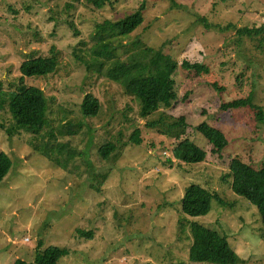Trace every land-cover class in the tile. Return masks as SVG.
Returning <instances> with one entry per match:
<instances>
[{
    "label": "rangeland",
    "instance_id": "obj_1",
    "mask_svg": "<svg viewBox=\"0 0 264 264\" xmlns=\"http://www.w3.org/2000/svg\"><path fill=\"white\" fill-rule=\"evenodd\" d=\"M95 1L0 0L4 91L15 88L30 56L46 57L53 49L58 57L54 73L24 79L47 98L42 135L10 137L0 130V154L12 163L0 183V264L32 262L39 245L68 251L57 264H205L188 260L189 222L227 237L240 264H264V230L256 209L222 181L233 159L253 170L264 167V123L249 109L221 111L225 103L250 97L264 112V32L239 35L244 27H264V0H103L102 6ZM140 5L141 25L115 42L121 59L140 40L179 64L209 69L196 74L180 68L178 102L146 119L124 87L104 74L106 67L88 71L76 57L82 42L92 45L97 25L116 22ZM89 93L101 106L94 119L82 113ZM159 116L160 125L148 128ZM179 118L187 124L184 138L207 153L206 162L187 166L175 159L176 141L167 128ZM0 123L13 126L7 108ZM201 124L224 134L228 146L222 157L196 132ZM136 129L138 146L129 141ZM109 142L117 150L104 161L99 150ZM48 148L59 166L42 154ZM100 174L108 175L102 185ZM190 184L216 191L227 206L214 200L208 216L186 217L181 202Z\"/></svg>",
    "mask_w": 264,
    "mask_h": 264
},
{
    "label": "trees",
    "instance_id": "obj_2",
    "mask_svg": "<svg viewBox=\"0 0 264 264\" xmlns=\"http://www.w3.org/2000/svg\"><path fill=\"white\" fill-rule=\"evenodd\" d=\"M95 3L97 6H102L103 0L95 1ZM143 10V5H140L134 13L116 22L105 21L97 25L96 32L91 37L92 45H89L87 41L82 42L83 46L76 51V57L79 62L87 67L88 71L97 68L98 72H102L106 67L107 70L104 74L124 87L125 92L138 103L139 117L146 119L163 109H172L174 104L178 102L179 96L175 78L180 68L196 74L208 73L209 69L198 63L190 64L183 61L182 64H179L170 55L146 47L140 40L133 42V52L126 59H121L117 55L115 42L117 39L129 36L141 25ZM261 32H264V27L239 29V35L249 38L258 36ZM85 51L91 59H88L87 55L84 54ZM57 66L58 57L54 54L53 49H51L50 55L46 57L30 56L20 66L21 76L18 77L15 88L4 91L0 86V120L2 111L7 108L13 121V126L10 129H6L0 123V130L5 131L10 137L22 135V133L31 135L33 138L42 135L47 127V98L43 90L27 85L24 79L52 74L56 71ZM100 108V101L96 96L90 93L85 96L82 103V113L85 118H97ZM242 109L253 111L256 119L264 123L263 110L256 107L250 97L236 99L223 104L221 107L222 112ZM162 118L159 116L157 121L150 122L147 127H158ZM186 125L184 118H179L175 126L170 125L167 128V134L176 141L173 151L174 157L187 166L202 164L207 160V153L184 138L181 131L186 129ZM195 129L202 139L206 140L211 153L222 157L228 146L224 134L207 124H201ZM129 141L135 146L140 145L138 129L131 134ZM116 150V146L109 142L100 148L99 156L102 160L107 161ZM41 151L51 163L60 165L57 159L51 157V154L54 153L53 148ZM57 151L62 155V148ZM11 168L10 158L4 153L0 154V183L9 174ZM227 169L228 172L223 174L222 181L229 184L230 189L235 194L247 199L256 209L261 225H263L261 228L264 230V167L253 170L242 161L233 159L228 164ZM107 178L108 175L106 174L98 175V184H104ZM99 188L96 187V190L99 191ZM214 200L223 207L227 206L216 191L212 193L199 185L190 184L184 190L181 212L189 218L208 216L212 211ZM188 231L191 239L188 250L190 262L205 264H240L242 262L238 254L231 248L228 238L222 236L218 231L196 222L188 223ZM79 233L83 237L90 238L92 236L91 232L79 231ZM67 254L66 249H60L57 246H48L42 250V245H39L34 261L28 262L18 259L14 264H57Z\"/></svg>",
    "mask_w": 264,
    "mask_h": 264
},
{
    "label": "built area",
    "instance_id": "obj_3",
    "mask_svg": "<svg viewBox=\"0 0 264 264\" xmlns=\"http://www.w3.org/2000/svg\"><path fill=\"white\" fill-rule=\"evenodd\" d=\"M28 239H26V241H27Z\"/></svg>",
    "mask_w": 264,
    "mask_h": 264
}]
</instances>
